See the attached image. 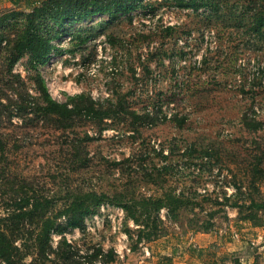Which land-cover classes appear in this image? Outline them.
I'll list each match as a JSON object with an SVG mask.
<instances>
[{
    "label": "rangeland",
    "instance_id": "rangeland-1",
    "mask_svg": "<svg viewBox=\"0 0 264 264\" xmlns=\"http://www.w3.org/2000/svg\"><path fill=\"white\" fill-rule=\"evenodd\" d=\"M20 4L0 0V214L28 194L53 220L11 225L25 264H264V0L41 17L48 60L12 65ZM26 90L80 108L18 115Z\"/></svg>",
    "mask_w": 264,
    "mask_h": 264
},
{
    "label": "trees",
    "instance_id": "trees-1",
    "mask_svg": "<svg viewBox=\"0 0 264 264\" xmlns=\"http://www.w3.org/2000/svg\"><path fill=\"white\" fill-rule=\"evenodd\" d=\"M13 5H21L20 0H9ZM32 11L26 17L25 27L17 32L16 40L11 44L12 65L19 57V54L24 50L31 54V57L37 62H45L49 58V39L41 33L37 21L41 17L51 18L54 22L60 23L70 19H79L92 15L95 12L99 13H120L131 11L135 9L139 0H30ZM8 70L11 72L12 68ZM1 73V72H0ZM2 79V80H1ZM0 76V82H4L2 86L14 88L9 79ZM0 86V104H2V97L5 93L4 87ZM16 92V91H15ZM26 104H19L16 109L19 111H43L44 113L57 115L59 117H69L76 108H80L78 104H71L70 102L60 103L58 100L50 97L47 92H44V100L34 101V96L25 91ZM31 99H33L32 103ZM4 105V104H3ZM93 105H90V108ZM12 108V107H11ZM22 112H18L21 115ZM105 113V112H104ZM10 111L0 106V155L5 156L9 150V141L5 140L2 129L5 127L1 119L9 118ZM104 116V114H103ZM45 205L35 196H28V194L19 197L15 205L6 208L0 214V264H25L26 256L25 246L18 242L21 234H14L12 227L20 222H23L27 216L40 217L39 220L46 215ZM77 207L71 205L64 211L67 217V222L70 225H78L81 218L87 213L88 208L84 206V210L77 212ZM41 228L46 235L53 225L52 218L48 215L41 220ZM73 264H82L76 262Z\"/></svg>",
    "mask_w": 264,
    "mask_h": 264
},
{
    "label": "crops",
    "instance_id": "crops-1",
    "mask_svg": "<svg viewBox=\"0 0 264 264\" xmlns=\"http://www.w3.org/2000/svg\"><path fill=\"white\" fill-rule=\"evenodd\" d=\"M153 256V255H152ZM154 257V256H153ZM184 261V259H182ZM183 261H178L180 264H183ZM146 263L144 259L141 258V260H139V263L138 262H135V264H143ZM128 263V262H127ZM152 264H156V262L154 260H152ZM185 264V263H184ZM187 264V263H186Z\"/></svg>",
    "mask_w": 264,
    "mask_h": 264
}]
</instances>
